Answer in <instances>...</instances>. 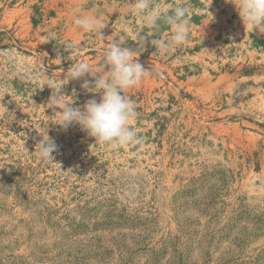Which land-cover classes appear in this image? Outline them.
<instances>
[{"label": "rangeland", "instance_id": "374dc122", "mask_svg": "<svg viewBox=\"0 0 264 264\" xmlns=\"http://www.w3.org/2000/svg\"><path fill=\"white\" fill-rule=\"evenodd\" d=\"M187 3L186 45L165 55L150 41L170 27L141 31L150 73L125 94L142 143L111 151L53 123L43 80L79 61L99 71L115 35L137 50L128 0H0V264H264V32L233 0ZM77 6L107 23L103 39L78 30ZM85 79L63 88L74 106L100 99Z\"/></svg>", "mask_w": 264, "mask_h": 264}, {"label": "clouds", "instance_id": "9594fccd", "mask_svg": "<svg viewBox=\"0 0 264 264\" xmlns=\"http://www.w3.org/2000/svg\"><path fill=\"white\" fill-rule=\"evenodd\" d=\"M240 18L250 31L264 32V0H233ZM128 13L139 21V30L134 41H138V49L132 50L123 46L126 39L119 35L112 37L110 45L104 52L103 67L99 71L85 61L73 63L66 72V78L56 81L51 77L43 80L44 87L51 89V95L46 103L58 114L53 123L62 129L78 124L89 136L108 150L117 151L128 145H139L142 137L132 127L131 122L137 117L136 104L125 94L126 90L140 84L150 73L138 60L143 51L145 36L140 35L146 30L148 36L155 34L161 25L171 29V38H155L150 41L156 51L167 55L173 49L184 46L190 38V7L187 0H128ZM71 15L78 30L91 33L103 39L102 29L107 23L102 17L90 12H84L80 6L75 7ZM118 37V39H116ZM67 49L71 50V46ZM138 53V54H137ZM10 57L14 54L9 52ZM107 66V70H105ZM91 76L94 81L84 80L81 87L93 93H100V99H88L82 107L74 106L77 93L65 94L63 88L72 80ZM40 140L35 145V155L44 162L54 160L53 153L57 144L51 138L47 129L39 133Z\"/></svg>", "mask_w": 264, "mask_h": 264}]
</instances>
